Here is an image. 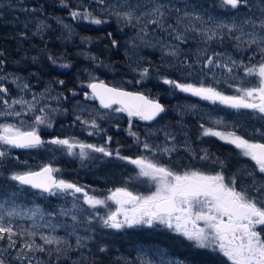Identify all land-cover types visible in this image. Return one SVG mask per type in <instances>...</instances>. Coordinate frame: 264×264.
<instances>
[{"label": "snow or ice", "instance_id": "snow-or-ice-1", "mask_svg": "<svg viewBox=\"0 0 264 264\" xmlns=\"http://www.w3.org/2000/svg\"><path fill=\"white\" fill-rule=\"evenodd\" d=\"M61 3L67 6L66 0H61ZM95 3L100 6L99 10L104 16H115L117 21L125 26L135 28L139 25L137 36L141 40L148 34L149 26H152L180 42L187 41L188 33H195L192 38L199 37L205 45L216 39L222 42L227 36L236 42L238 49L242 45L250 50L254 49V55L258 53L260 60L252 63L250 58L248 64H245L243 60L232 59L225 53H213L201 57L200 52L206 53L207 49H198L196 62L200 63L202 59V74L204 69L208 71L214 68L225 69L230 74V78L236 80L237 77L232 75L234 70L242 69L245 78H256L257 83L252 86H244L245 79H241L239 83L230 84L229 87L236 89L235 95H226L203 80L195 84L166 76L160 79L163 84L180 92L189 93L212 103L219 102L233 109H251L264 119V0L259 2L258 17L251 14H245L243 17L239 15L241 9H247L248 13H251L253 8L251 0H218L216 7L229 10L232 13L230 20L217 19L212 15H208L205 19L199 13L184 11L182 15L176 16L174 24H169L167 21L171 18L173 11L180 13V9L173 8L162 0H134V2L133 0H111V2L95 0ZM69 14L74 19L96 25L106 23L105 19L95 14V10L90 5H81ZM47 27L48 25L44 22H39L37 33ZM64 27L69 26L64 25ZM84 39L87 41V38ZM112 44L115 46L117 41L112 40ZM177 49L178 45L175 47L169 45L168 55L177 57L179 55ZM90 58L95 59V57ZM49 59L56 63L51 56ZM183 64L189 68L192 66L187 60L183 61ZM2 65L3 61L0 60V67ZM63 67H69V65L65 64ZM139 74L141 79H146L150 74V68L144 67L139 70ZM188 75L191 76L192 73L189 72ZM8 79V76H0V119L4 121L0 122V159L6 158L10 154L9 150L13 148L39 149L45 146H54L48 148L52 152L63 150L70 156H79L82 161L85 158H91V153H100L104 157H115L135 166L136 175L129 177L128 180L143 178L144 182L154 188L153 191L143 194L133 192L127 186L116 187L109 190L107 196L100 198L90 194L85 186L59 178L56 173L60 170L51 163H46L35 171L13 172L10 179L17 182L18 187L29 186L39 190L41 194L73 197L72 207L61 209L60 215L71 216L73 225L67 236H75L76 248L83 249L86 247V241L92 238L80 236L76 231L81 223L91 225L93 221H98L103 227L115 230L162 225L193 242L197 248L210 249L222 254L230 264H264V181H258L255 178L256 172L264 174V142H261L264 141V131L255 129L254 131L261 137L260 140H255L239 135L234 130L227 132L218 130L216 126L223 125L222 120H216L213 126L201 125L202 135L218 137L234 145L240 150L241 155L254 162L256 171L247 172L252 180L251 184L238 185V176H226L224 161L210 158L207 150H204V155L198 158L211 159L213 164L220 166V171L208 173L193 167L178 171L157 159L158 155L171 156L176 151L175 145L171 147L153 145L147 140H139L138 133L131 130V118L138 117L143 121L155 120L166 111L165 106L157 99H151L140 92L109 87L103 81H96L94 77L87 84L91 91L84 93L86 99L98 100L103 109L127 113L129 135L137 139L144 152L149 153V155L132 157L122 155L119 149H110L108 144L112 140L111 137H107L105 144L102 145L86 144L74 137L53 136L45 140L40 129L42 126L52 128V113L56 109H52L50 105L38 106L36 95H33L31 100L25 99L23 93L30 90V87L23 83L20 77H14L11 81L16 84L20 95L9 97V88L4 83ZM59 83L63 84L64 81ZM216 83L219 84L220 81L217 80ZM16 106H20V110H17ZM28 113L34 115L31 123H26L23 119ZM97 116L98 114L89 113V117L85 119L78 115L76 120L85 126L99 130ZM9 118L16 122H8ZM165 135L167 139L175 140L173 135L169 133ZM12 195L14 196L15 193ZM81 199L83 205H87V209L91 210L83 221L81 216L86 209L79 203ZM9 200L11 203H8ZM109 201L114 202L115 210H111ZM98 207L108 211L100 215L97 211ZM37 215L41 221L44 220L45 214L39 211L38 206H34L29 211L26 208L20 209L11 197L0 200V242H7L6 246L0 245V264H6L4 254L13 250L16 254L12 260L18 264H41L40 261L34 262L31 254L47 252L52 255L55 253L59 259L60 255H66L72 249L67 236L60 237L52 234L57 227H63V225L37 223L35 220ZM47 215L52 217L56 213ZM24 217L32 220V224L26 228L17 223V219ZM42 229L51 231L45 233ZM37 236L40 243H37ZM48 246L54 247L50 249ZM106 251L107 246L99 248L101 253ZM8 264H11V261H8ZM125 264H156V261L140 257L135 261H125ZM159 264H183V261H168L161 253Z\"/></svg>", "mask_w": 264, "mask_h": 264}, {"label": "rangeland", "instance_id": "rangeland-1", "mask_svg": "<svg viewBox=\"0 0 264 264\" xmlns=\"http://www.w3.org/2000/svg\"><path fill=\"white\" fill-rule=\"evenodd\" d=\"M162 2L170 4L173 8L180 9V13L175 11L171 13V18L167 21L169 24H174L176 16L182 15L184 11L199 13L205 19H207L208 15H212L217 19L230 20L232 15L229 10H221L216 7L218 0L216 2L212 0H162ZM259 2L260 0H251L253 5L251 13H248L247 9H241L239 15L243 17L245 14H251L258 17L260 15ZM66 3L67 6L62 4L61 0H0V14H4L2 18L15 27L11 32V36L14 39L13 46L19 48L18 53L21 48L26 50L25 46L27 44L34 45V42H32L33 38L58 42L61 45L57 49L58 57L54 58L56 63H53L50 59L51 64L59 69H64V71L72 69L74 72V79L70 83L60 84L51 76L42 77L43 73L36 69L33 63L28 64L26 70L17 69V63L9 61L7 55L4 52H0V60L3 61V65L0 67V76L9 77L4 82L5 86L9 88L8 96L18 97L20 95L16 84L11 82L12 78L20 77L21 81L30 87V90H26L23 93L25 99L31 100L32 96L36 95L38 106L50 105L52 109H56L52 113V128L42 126L40 129L41 135L45 140L53 136L62 138L74 137L86 144L102 145L105 144L107 137H111L108 136V134L111 135V130H114L118 134L115 136L120 138L124 135L123 138H125L126 143L112 136V140L108 144L110 149H119L120 153L125 150L127 156L132 157L149 155V153L143 151L142 145L137 139L129 135V117L127 113H116L110 109H103L97 100L86 99L84 93H90L87 84L94 77L96 81L102 80L117 87L122 86L129 90H138L144 94L147 93L154 99L161 100L152 96L151 89L148 88V80L150 78L153 80L158 79L160 81L159 87L165 86L167 88L161 101L167 105L168 110L151 123H145L138 117L131 118V130L138 133L139 140H147L148 143L153 145H167L169 147L175 145L176 151L171 156L158 155L157 159L178 171H182L187 167L198 168L208 173L220 171V166L213 164L211 159L200 160L198 158L204 155V150H207L210 158H218L224 161L226 176L237 175L239 178L238 185L251 184L252 180L247 175V172L256 171L254 162L250 158L241 155L240 150L236 149L234 145L233 154L217 156L218 152L211 149L207 139L218 140L221 144H226L227 142L218 137L202 135L201 125L213 126L216 120H222L224 124L217 125L218 130L224 132L234 130L246 138L260 140V134L254 131L255 129L264 131V119L260 118V114L254 113L251 109H233L219 102L212 103L211 101L202 100L199 97L180 92L169 85L163 84L160 78L166 76L181 82L195 84L203 80L206 84L217 87L219 91L226 95H235L237 94L236 89L229 87L230 84L239 83L241 79H245L244 86H252L257 83L256 78H245L242 69L234 70L232 75L237 77L236 80L231 79L230 74L225 69L214 68L212 71L204 69L202 74V59L200 63L196 62L198 49H207L206 53L200 52L201 57L212 55L213 53H225L237 61L243 60L245 64L249 63L250 58L252 63H257L260 60L258 53L254 55V49L250 50L243 45L238 49L236 42L230 40L227 36L222 42L216 39L205 45L199 37L192 38L195 33H188L189 38L187 41L180 42L174 40L166 32H162L158 28L154 29L152 26H149L148 34L141 40L137 36L139 25L135 28L125 26L123 23L118 22L115 16H104L95 0H66ZM81 5H90L95 10V14L106 21L112 19L121 34L124 55L131 64L133 63L130 69L120 71H128L130 75L117 76L110 74V80L107 81L101 76L99 68H97L98 57L92 53V45L85 40L76 43L78 19L72 18L69 13ZM31 9H35V11H31ZM41 21L48 27L37 33V24ZM64 25L69 27L65 28ZM22 33L23 35H21ZM169 45L173 47L178 45L179 55L177 57L168 55ZM25 57L26 54H23L22 58ZM90 57H95V59ZM185 60L192 65L191 68L183 64ZM65 64L69 65V67H63ZM144 67L150 68V74L146 79H141L139 70ZM110 68L113 70L105 62L103 70H109ZM189 72L192 73L191 76L188 75ZM217 80L220 81L219 84L216 83ZM64 86L70 87V89L67 88L66 90ZM158 92L159 90H156L154 95ZM56 97H59V99H55ZM192 105L196 107L192 108ZM16 108L20 110V106H16ZM89 113L98 114L97 123L99 124V130L85 126L76 120L78 115L85 119L88 118ZM33 118L34 115L32 113H28L27 116L23 117L26 123H31ZM0 122H4L3 119H0ZM8 122L16 121L9 118ZM166 133L173 135L175 140L167 139ZM112 143L117 144V146L111 148ZM50 147L54 146H45L39 149H10V154L6 158L0 159V200L11 197L15 201V205L19 206L20 209L26 208L29 211L34 206H38L39 211L44 213L45 216L44 220L41 221L39 215H37L35 217L37 223L63 225V227H57L55 232L52 233L53 235L66 237L67 233L71 231V225H73L71 216L60 215V212L61 209H70L72 207L73 197L70 195L51 196L47 193L41 194L40 191L34 190L29 186L18 187L17 182L10 179V175L13 172L39 169L42 165L51 163L60 170L56 173L59 178L85 186L90 194L97 195L100 198L107 196L109 190L122 186H127L129 190L143 194L154 190L150 184L144 182L143 178L128 180L129 177H135L136 169L135 166L125 161L115 157H104L100 153H91V158H85L82 161L79 156H70L63 150L49 151L48 148ZM13 151L18 152L13 154ZM76 151L78 152L79 150L77 149ZM113 161H116V164H114L116 165L115 168H117L116 175H112L114 169H112V165L110 166ZM66 165H69V167L65 168ZM101 165L109 166L112 169V174L107 173L104 169L101 170L102 173L106 174L104 178L91 177L89 184L92 186L88 189L85 172L90 170L97 171ZM255 178L258 181H264V174L256 172ZM13 193H15L14 196L12 195ZM77 196H81V194H77ZM8 203H11V200ZM79 203L86 209L83 216H81V221H83L84 217L91 213V210L87 209V205H83L82 199ZM109 205L111 210H115L116 205L114 202L109 201ZM97 211H99L100 215H104L108 209L98 207ZM48 213H56V215L49 217ZM17 223L21 227L26 228L32 224V220L24 217L23 219H17ZM139 227L142 226L134 228ZM156 227L169 230L162 225H157ZM89 229L91 230L89 231ZM127 229L129 228L121 230L127 231ZM105 230L115 229L105 228L98 221H93L91 225L81 223L76 228L79 235L92 237L86 241V247L83 249L76 248L75 236H67L72 244V249L66 255H60L58 259L55 253L49 255L45 252L31 254V258L34 262L40 261L41 264H90V261H94L97 256L96 252L99 251V248L105 245L102 242ZM42 231L47 233L51 230L42 229ZM169 231L174 233L172 230ZM36 239L37 243L41 242L39 236ZM6 244V241L0 242L2 246H6ZM48 247L51 249L54 246ZM118 251L122 252H117L116 257L124 264L125 261H135L140 257L153 259L156 264H159L160 257L150 253V250H147V246L142 243H139V245L128 244L125 246V250ZM15 254V250L4 254L6 264H8V261H11V264H18V262L12 260ZM114 259L117 260L116 258Z\"/></svg>", "mask_w": 264, "mask_h": 264}, {"label": "trees", "instance_id": "trees-1", "mask_svg": "<svg viewBox=\"0 0 264 264\" xmlns=\"http://www.w3.org/2000/svg\"><path fill=\"white\" fill-rule=\"evenodd\" d=\"M212 1L216 2V0ZM3 15V13L0 14V52H4L9 61L16 62L17 69L26 70L28 64L33 63L36 69L43 73L42 77L51 76L58 82L64 81V83H70L74 79V72L72 69L64 71V69H59L51 64L49 57H58L57 49L61 46L58 42L33 38L32 42H34V45L27 44L25 46L27 49L23 50V48H21V51L18 53L17 51L19 48L13 46L14 39L11 36V32L15 27L6 22L2 18L4 17ZM77 22L78 35L75 41L76 43L83 42L85 40L84 38H87V42L92 45V53L98 57L99 63L97 68H99L101 76L109 81L110 74L117 76L130 75V72L128 71H120L130 69L133 63L131 64L124 55V47L121 43V34L117 30V27L113 23L112 19H110V21L107 20L106 23L100 25L82 20H77ZM112 40L117 41L115 46L112 44ZM23 54H26L25 58H22ZM103 62H106L108 66H111L113 70L111 68L109 70H103ZM159 85L160 81L158 79L153 80L150 78L148 80V88L151 89V95L162 100L167 88H165V86L159 87ZM64 87H66V90L67 88L70 89V87ZM156 90H159V92L154 95ZM110 133L111 135L108 134V136L119 138L115 136L118 134L114 130H111ZM123 136L119 139L125 141ZM207 140L209 141V145L212 150L218 152L217 156H225L229 153H234V147L231 144H221L218 140L216 141L212 138H208ZM116 146L117 144L112 143L111 148ZM16 152L18 151H13V154ZM121 154L127 156L125 150H122ZM114 164H116V161H113L110 164V166H113L112 169H114L113 174L111 173L112 169H110L109 166L103 165H101L100 169L97 171L90 170L85 172L87 176L86 183H88L87 188L90 189L92 186L89 184L91 177L99 179L104 178L106 174L101 172L103 169L106 170L107 173L116 175L117 168H115L116 165ZM68 167L69 165H66L65 168ZM102 242L105 243L104 246H107V251L103 253L97 251V256L94 261H90V264H124L116 257L117 252H122L118 250H125V246L128 244L139 245V243L146 245L147 250H150V253L159 257L162 253L164 259L171 261H183V264H230V262H228L227 259L218 252L197 248L182 235L156 226L151 228L147 226L129 228L127 231L105 230Z\"/></svg>", "mask_w": 264, "mask_h": 264}, {"label": "water", "instance_id": "water-1", "mask_svg": "<svg viewBox=\"0 0 264 264\" xmlns=\"http://www.w3.org/2000/svg\"><path fill=\"white\" fill-rule=\"evenodd\" d=\"M97 81H102V80H97ZM104 83H105V82H104ZM107 85H108V84H107ZM108 86H109V87H115V86H112V85H110V84H109ZM122 89H123V88H122ZM89 90H90V89H89ZM123 90H125V89H123ZM90 91H91V90H90ZM125 91H129V90H125ZM129 92H132V91H129ZM133 92H134V91H133ZM97 102H99V101L97 100ZM161 114H162V113H161ZM161 114H160V115H161ZM160 115H159V116H160ZM159 116H158V117H159ZM158 117H157V118H158ZM157 118H156V119H157ZM146 122H151V121H145V123H146ZM14 149H16V148H14ZM16 150H20V149H16ZM37 170H38V169H37ZM34 171H35V170H34ZM35 190H37V189H35ZM38 191H39V190H38Z\"/></svg>", "mask_w": 264, "mask_h": 264}, {"label": "flooded vegetation", "instance_id": "flooded-vegetation-1", "mask_svg": "<svg viewBox=\"0 0 264 264\" xmlns=\"http://www.w3.org/2000/svg\"><path fill=\"white\" fill-rule=\"evenodd\" d=\"M191 242V241H190ZM192 243V242H191ZM193 244V243H192Z\"/></svg>", "mask_w": 264, "mask_h": 264}, {"label": "bare ground", "instance_id": "bare-ground-1", "mask_svg": "<svg viewBox=\"0 0 264 264\" xmlns=\"http://www.w3.org/2000/svg\"><path fill=\"white\" fill-rule=\"evenodd\" d=\"M185 164V163H184ZM72 262V261H71Z\"/></svg>", "mask_w": 264, "mask_h": 264}]
</instances>
